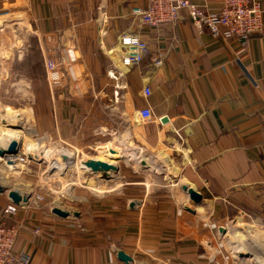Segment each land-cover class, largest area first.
<instances>
[{"label": "crops", "instance_id": "crops-1", "mask_svg": "<svg viewBox=\"0 0 264 264\" xmlns=\"http://www.w3.org/2000/svg\"><path fill=\"white\" fill-rule=\"evenodd\" d=\"M9 1L28 23L49 34L50 42L77 45L90 76L92 48L81 41L80 29L94 14L103 25L99 53L110 65L116 56L105 47L118 45L125 30L138 32L148 42L150 51L141 65L125 73L130 90L123 105L135 110L127 118L137 144L131 150L148 152L140 162L145 159L147 166L142 167L154 173L161 155H166L169 178L180 187L167 178L139 179L143 193L117 194L106 198L98 212L93 207L67 218L31 207L6 218L3 211L10 199L0 194V220L23 223L15 250L29 253L30 264H126L118 259V249L134 258L131 264L155 256L167 264H210L204 249L218 247L217 232L225 219H232L228 228L238 227L234 223L240 216L248 224L264 223V35L214 38L190 21L187 10L174 24L140 27L132 22V0ZM193 1L207 3L213 11L221 6L220 0ZM258 1L264 10V0ZM14 25L16 29L18 23ZM154 58H161L162 64L156 65ZM144 75L151 89L147 97ZM145 107L153 113L147 122L139 114ZM14 112L22 119L24 112ZM117 151L119 161L127 158L124 150ZM118 167L124 178L123 167ZM133 173L140 172L135 168ZM182 184L202 194L201 205L194 204ZM133 201L137 204L131 208ZM37 227L40 233L34 232Z\"/></svg>", "mask_w": 264, "mask_h": 264}, {"label": "rangeland", "instance_id": "rangeland-1", "mask_svg": "<svg viewBox=\"0 0 264 264\" xmlns=\"http://www.w3.org/2000/svg\"><path fill=\"white\" fill-rule=\"evenodd\" d=\"M9 7L8 3L0 5V145L15 138L28 157V163L21 169L8 172V182L5 183L30 195L26 208L51 211V207L57 205L80 213L94 207L98 212V207L107 203L106 198H114L117 194L129 196L143 193L145 185H139V179L152 177L167 178L166 182L180 190L179 183L169 178L171 175H168L167 169L170 168V161L166 155H161L159 164L156 161L158 173H154L142 167L140 162V158H146L148 152L139 155L131 150L137 144L131 132L134 125L127 118L135 110L132 106L123 105V96L125 91L129 92L130 85L125 80L126 74L119 81L115 80L109 74L112 68L110 63L100 56L103 25L98 20L99 15L94 14L92 22L88 21L80 29L81 41L92 48V57H89L92 59L88 64L92 72L90 77L94 81L91 95L83 104L74 101L63 103L53 100L49 93L44 57L35 35H30V25L26 22L23 23L26 27L15 30L14 23L21 16L14 7H10V10ZM6 108H10L8 113L19 111L25 114L21 115L22 119L7 120ZM3 119L8 122H3ZM11 125H21L23 128L16 130ZM114 145L124 150L122 155L128 158L112 160L123 167L124 178L120 173H112L111 178L104 179L100 174L93 175L82 168V163L91 158L110 160L107 152ZM63 153H70L71 159H65L64 162H67L57 168L53 167L52 161L60 160L63 163L66 156ZM120 156L121 153L118 158ZM132 158L133 161H129ZM135 168L140 173H133ZM173 170L170 169L171 173ZM38 197H43V200ZM235 219L238 223L234 224L238 227L228 228L233 225L232 219H225L220 224L228 228V235L217 232L221 250L239 257L237 246L243 244L251 253L241 258L244 264H256L257 257V264H264V223L250 222L254 228L252 231L251 226L245 228V224H250L243 222L241 216ZM236 231L244 234L242 243L235 236ZM206 235L210 239L211 234ZM228 236L236 242L232 243ZM206 249L208 252L204 249V256L215 253L217 247ZM155 258L140 261H143L142 264H167L164 259Z\"/></svg>", "mask_w": 264, "mask_h": 264}, {"label": "built area", "instance_id": "built-area-1", "mask_svg": "<svg viewBox=\"0 0 264 264\" xmlns=\"http://www.w3.org/2000/svg\"><path fill=\"white\" fill-rule=\"evenodd\" d=\"M4 2L10 1L0 0V5H4ZM132 3V22L140 27L155 29L174 24L181 12L187 10L190 21L200 30L208 29L214 38L247 40L253 34L264 35V10L258 0H220L221 6L216 11L210 10L207 3L201 4L193 0H132ZM23 18L17 20L18 27L15 30L26 27L23 23L28 21ZM29 25L30 35H35L44 57L46 79L53 100L83 102L91 95L93 83L80 48L70 41L50 42L49 34L38 31L32 23ZM18 39L21 40V35ZM101 44L104 46L103 41ZM105 49L109 55L116 56V59H112L109 74L117 81L132 68L139 67L150 51L148 42L138 32L129 29L118 36V45L107 46ZM154 63L161 65V58H154ZM143 80V92L147 97L151 95V89L147 85L146 75ZM139 114L146 122L153 118L149 107L139 110ZM27 163L28 157L22 148L17 154L0 155V183L5 185L8 182V172L21 169ZM5 194L8 196V192ZM38 199L43 200V197ZM27 206L28 203L15 204L10 200L4 208L3 216H16ZM4 217L0 220V264H30L29 253L15 250L16 242L24 229L23 223H9ZM212 227L218 229L215 223ZM34 232L40 233L41 228H35ZM221 247L222 244L219 243L216 252L208 256L210 264H244L241 258L229 252L224 253Z\"/></svg>", "mask_w": 264, "mask_h": 264}, {"label": "water", "instance_id": "water-1", "mask_svg": "<svg viewBox=\"0 0 264 264\" xmlns=\"http://www.w3.org/2000/svg\"><path fill=\"white\" fill-rule=\"evenodd\" d=\"M11 128H15V129H22L23 127L21 125H11ZM20 151V142L13 138L10 143L8 145L5 144H1L0 146V155H4V154H17ZM109 152L111 153V155H117L118 151L116 149L111 148L109 150ZM110 160H121V158H118V156H109ZM141 164L143 166H147V162L145 159L141 160ZM82 168L86 169L87 171H89L91 174L96 175V174H100L102 178L104 179H109L112 177V173H118L119 172V167L118 165L112 163V162H108V161H104V160H100V159H96V158H91L89 159L88 162L86 163H82ZM85 182V180H84ZM182 189L185 190L189 196L190 199L194 202V204L196 205H201L202 200H203V196L202 194L197 191L195 188L188 186L187 184H182ZM6 192H8V197L9 199L15 203V204H21V203H28L29 199H30V195L29 194H24L22 192H20L19 190L16 189H11L7 186H5L4 184L0 183V194H5ZM136 202L133 201L130 203V207L134 208L136 206ZM189 210L191 208H188ZM52 212L62 218H67L69 216H74V217H79L80 213L76 212V211H70L68 209H64L62 207H58V206H54L52 208ZM220 232L222 234H226L227 230L226 228L221 227L220 228ZM228 235V234H226ZM228 238L231 240L232 243H235L236 241L234 239H232L230 236H228ZM117 257L120 261L126 263V264H131L134 262V258L126 253L124 250L122 249H118L117 250ZM239 258H244V257H248L251 253L246 249V248H242L241 250H238L237 252ZM257 264V262H255Z\"/></svg>", "mask_w": 264, "mask_h": 264}, {"label": "bare ground", "instance_id": "bare-ground-1", "mask_svg": "<svg viewBox=\"0 0 264 264\" xmlns=\"http://www.w3.org/2000/svg\"><path fill=\"white\" fill-rule=\"evenodd\" d=\"M7 110V113L5 114V119H10L11 121H15V120H17V116H16V114L14 115V111H13V114L12 113H8V110H10V108H6ZM25 114V113H24ZM26 115H28L27 113H26ZM25 115V116H26ZM19 116V115H18ZM30 116V115H29ZM13 118V119H12ZM19 119H21L20 117H19ZM29 119V118H28ZM7 120H4L3 119V122H5V121H7ZM27 120V119H26ZM8 122V121H7ZM10 124H17V123H10ZM10 126V125H9ZM17 126V125H16ZM12 129H15V128H12ZM17 130V129H16ZM1 146V145H0ZM111 148H113V149H116V150H121V148L120 147H118V146H116V145H114L113 147H110L109 148V150L111 149ZM109 150H108V152H107V154H110V156H118L119 155V153L117 154V155H111V153L109 152ZM122 152V151H121ZM52 156L54 155V154H51ZM59 155V154H58ZM63 155H66L64 158H63V163H61L60 162V160H57V161H52V165H53V167H58V166H61V165H63V164H65V162H67V161H65L64 162V160L65 159H68V160H70L71 158L70 157H72V155L70 154V153H63ZM100 160H102V159H100ZM235 236H238L239 238V240L241 241V243H242V240H244V234H241L240 232H238V231H236V233H235ZM238 248H239V250H241L242 249V247L244 248V245L243 244H241V245H239V246H237ZM257 260H256V262L258 261V257L256 258Z\"/></svg>", "mask_w": 264, "mask_h": 264}]
</instances>
